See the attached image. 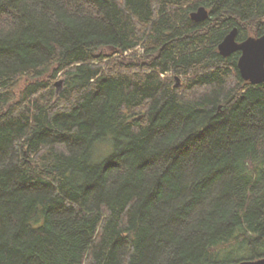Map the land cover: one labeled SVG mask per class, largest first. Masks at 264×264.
Masks as SVG:
<instances>
[{
  "label": "trees",
  "instance_id": "16d2710c",
  "mask_svg": "<svg viewBox=\"0 0 264 264\" xmlns=\"http://www.w3.org/2000/svg\"><path fill=\"white\" fill-rule=\"evenodd\" d=\"M234 27L263 34L264 0H0V264L264 257V83L219 54Z\"/></svg>",
  "mask_w": 264,
  "mask_h": 264
},
{
  "label": "water",
  "instance_id": "95a60500",
  "mask_svg": "<svg viewBox=\"0 0 264 264\" xmlns=\"http://www.w3.org/2000/svg\"><path fill=\"white\" fill-rule=\"evenodd\" d=\"M209 17V10L200 5L190 12V18L195 22L204 21ZM237 28H232L218 43L217 48L221 56L227 57L239 52L237 67L241 77L251 85L264 83V33L260 36H248L242 41L236 40ZM58 89L62 80L55 83ZM219 264H264V257L241 260L235 263Z\"/></svg>",
  "mask_w": 264,
  "mask_h": 264
},
{
  "label": "rangeland",
  "instance_id": "374dc122",
  "mask_svg": "<svg viewBox=\"0 0 264 264\" xmlns=\"http://www.w3.org/2000/svg\"><path fill=\"white\" fill-rule=\"evenodd\" d=\"M138 50H140V49H138ZM59 80H62V77L60 78H57L56 79V81H55V83L57 82V81H59ZM174 80L177 82V80L174 78ZM179 81V80H178ZM55 87H56V85H55ZM61 87V86H60ZM59 87V88H60ZM111 149V146H108V145H104V146H101V147H99L98 149H97V154H96V158H95V160L96 161H99L100 159H102V158H104L106 155H108L109 154V150Z\"/></svg>",
  "mask_w": 264,
  "mask_h": 264
}]
</instances>
